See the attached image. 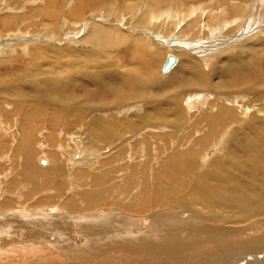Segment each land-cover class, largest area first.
Instances as JSON below:
<instances>
[{"label":"bare ground","instance_id":"6f19581e","mask_svg":"<svg viewBox=\"0 0 264 264\" xmlns=\"http://www.w3.org/2000/svg\"><path fill=\"white\" fill-rule=\"evenodd\" d=\"M243 1L249 7L254 4V7L249 10L246 8V24L242 29L238 26L245 21L243 15H239L237 20L230 16L228 21L222 17L223 21L211 20V8L206 9L207 14L202 6L194 7L187 17L181 16L182 13L174 17L177 11L173 8L168 13L165 11L166 14L159 13L160 17L149 15L153 22L161 21V15L164 14L168 15V19L178 18L176 24L179 22L180 25L183 24L181 21L193 18L191 24L199 22L200 31H211L212 38L219 40L210 43L214 49L208 44L201 45L195 53L196 57L188 55L174 69L177 61L170 71H163L171 74L164 79L153 76L158 60L150 62L152 58L141 53L138 64H135L139 67L137 72L120 71L116 69L114 62L108 60L109 56L96 53L97 51L91 52L92 50L79 53L58 49L56 51L62 55L64 53L67 59H46L49 63L45 66L47 68L42 66L45 68L42 70L32 62V68L26 75L34 81L28 87L34 92L31 94L34 102L27 103L30 113L26 117L31 119H26V123L33 122V117L40 115L38 112H42L52 126H59L63 120L65 130H69V138L76 141L72 153L80 156L89 152L96 155L104 148L110 151L117 144H125L117 146L121 153L117 154V150H114L108 154L107 162L97 158L96 161H91V157L77 158L78 162H73V166H70L72 174L69 177L75 175L76 179L71 181L76 193H71L72 187L65 190L60 184L63 177L69 175L68 172L66 174L64 163L62 164L64 160L60 161L58 156L53 158L48 153L51 156L47 157L46 163L49 162L53 167V176L34 165L35 139H32L36 135L31 126L33 130L26 131L27 139L18 148L23 156L20 157L23 170L19 178L28 182L34 191H26L25 194L17 191L15 196L14 192L4 188L0 196L7 193L12 197L13 194V198L20 200L21 196L29 198L34 192L38 196V192L52 189L41 196V204L56 203L51 206L52 209L58 202L62 206L60 204L57 211L43 212L40 216L29 214L30 209L27 210L26 206L23 209L13 207L9 210L1 207V238L7 233L12 238L37 242L50 251L46 264H58L59 261L62 264L64 257L60 259L59 254L82 259V256L103 257L111 253L139 259L138 262L129 261V264H237L239 261H242L239 264H264V105H259L261 102L256 99L261 94L256 92L264 91V41L258 40L251 46L248 57L230 52L234 44L247 39L244 38V32H241L246 27L251 26L248 29H253L255 24L257 28L252 32L261 33L264 0H258L257 3L254 0ZM157 8L155 9L158 10ZM226 8H222L220 12L227 10ZM69 14L75 15L73 11ZM203 16H207L206 22ZM253 20L254 24L251 22ZM89 21L85 22L86 31L90 26ZM92 27L94 30L93 36L91 32L88 36L90 39L101 38L105 43L110 44L111 41L115 46L109 36L110 29L98 25ZM237 27L243 36L225 37L226 31L237 30ZM118 40L122 42L125 38L119 36ZM178 43L182 44L180 41ZM185 43L189 49L190 44ZM256 49L262 55L255 56L253 53ZM219 51L229 54L218 58L219 62L214 64L211 73L209 70L206 72L202 64L211 61L213 55L221 54ZM27 76L24 77L28 78ZM48 86L55 87L57 92L49 90ZM6 87L2 92H8L11 97H17L16 100H22V94L16 87ZM208 91L212 93L208 94ZM228 91L242 92L243 97L248 96L250 99L241 100L242 97L235 96L236 93L235 97H224ZM252 101L258 102L254 104ZM124 104H128L131 109L128 111V106L123 107ZM21 105H16L17 111ZM46 107L53 108V113L44 111ZM93 112L98 113L92 116ZM70 113L73 116H69ZM89 115L91 118H87ZM72 124H77L78 127H70ZM80 127L82 129H78L75 136L72 132ZM64 132L60 139L63 144L60 146L61 149L68 147L66 149L69 151L71 146L66 144L64 136L67 135ZM80 136L86 137L89 148L80 146L83 138ZM39 139L40 136L37 141ZM96 144H100L99 147ZM52 145L54 147L53 143ZM7 152L9 153L8 150ZM141 155H146V158ZM117 160L119 162L115 164ZM77 163L82 165L75 167ZM66 198L68 200L64 204L63 199ZM122 205L123 210L145 213L146 222L149 220L150 225L143 221L144 226L139 227L138 219L133 215V219H125L130 213L123 216L124 214L112 211H102V208L111 207L119 210ZM180 210L191 215H182ZM166 211L172 212L167 214ZM177 212L179 213L175 214ZM51 229L57 234H54V238L51 237ZM67 236L68 241L65 242L63 238L66 239ZM207 249H210L212 255L204 252ZM9 251L12 249L9 248ZM65 251L68 253H64ZM216 251L223 252V255L220 256ZM6 252L7 250H0V258H4ZM53 252L58 253V256H54ZM249 253L254 256L251 254L248 258L245 257ZM10 254L7 255H14ZM6 263L11 264L10 261Z\"/></svg>","mask_w":264,"mask_h":264},{"label":"rangeland","instance_id":"374dc122","mask_svg":"<svg viewBox=\"0 0 264 264\" xmlns=\"http://www.w3.org/2000/svg\"><path fill=\"white\" fill-rule=\"evenodd\" d=\"M227 1L228 2H226L225 0L224 1L223 0H217V3H216V0H79V1L78 0H0V84H3V85H0V90H1L0 91V147H1L0 148V193L3 191L4 188L10 192H14V195H15V192L17 193V191H20L23 194L27 193L28 191L29 192L34 191V189H32V187L30 186V184H28V182H23L19 178V175L21 176V171L23 170V168L21 166V161H20L21 158L20 157L23 158V156L19 153L20 151L18 148H20V145L23 143V141H25L27 139V137H25V133L28 129H32L31 126L36 131V134H35V131L32 129L34 132V135H36L35 136L36 138L32 139V140H34V139L36 140V141L34 140V147H33V149H34V151H33L34 165L36 166V168L41 169L43 171H46V173L48 175L53 176L52 174H54L55 172L51 170V168H53V167H51L50 163L49 162H47L48 164L46 163L47 157L53 155V158L58 156L60 161L64 160V161H62V164L64 163L63 166L66 168L65 169L66 174L68 172L69 175H66V177L64 176L62 181L60 182V184L63 186V189H65V190H68L69 186L72 187L71 181H73V180L76 181L75 175L73 176L74 178L72 176L71 177H69V176L72 174V168L70 166H73L74 163L78 162L77 158H80V157H84V158L89 157L90 158L91 157V161H94V160L96 161V158H97V160H99V161L107 162L109 159L107 155L110 154L112 151L119 149V148H117L118 145L124 146V144H125L124 142H123V144H117V146H115L114 148H111L110 151H108V148H106V149L104 148L103 151H101V152L99 151V154H96V155L93 154L94 152L88 151L89 153H84L83 154L84 156H80L79 154L75 153L74 150H73L74 153H72V148L75 145L76 141H74V140L72 141L69 138L70 133L68 132L69 130H65V122L63 120L60 119L62 122L59 124V126L55 125V126H57V127H55V126L48 124V120L42 115V112H38V114H40V115L37 117H33V118H35V120L32 118L33 122H29V123L27 122L26 123V121H25L26 119H28V120L31 119V118L26 117L30 113L29 112L30 110H27V103L28 102L29 103L34 102L31 100L33 98L32 95L34 92L32 90L30 91V89H29L31 87V85L34 83V81L30 80L31 78L27 76L30 72L29 69L32 68V62L34 63L35 67H38V69L41 68V70H42V69L47 68L45 66H47V64L49 63V61H47L48 63L46 62V59H59V60H61L62 58H63L62 60L67 59V56L64 53L62 55L56 51L58 49L64 48L65 50L66 49L68 51L73 50L72 52L78 51L79 53L81 51L89 52L92 50L91 52L97 51L96 53L99 52L100 54H103L105 56H109L108 60L114 62V65H116V69H118L120 71L121 70L122 71L128 70L131 72L133 70L132 72H137L139 67L136 65L138 64V61L141 58V56H140V53H141L142 55H148L150 58H152V59H150L151 60L150 62H153V61L156 62L158 60V67H157L156 71L154 72L153 76L156 79H158V78L164 79V78H167V76L171 75L170 73H163V64L166 60V57L169 54H174L176 57H178V63L174 67V69H175L177 66H179L181 64V62L184 60L185 57H189L188 55L195 56L196 55L195 53H197L199 51V47L201 45L208 44L212 48L213 44H210V43L214 42L215 40L219 41L218 39L214 40L212 38L213 35L211 34L212 33L211 31H210V33L204 32L203 30L200 31L199 26H198L199 22L197 24H196V22L191 24L190 21L193 18L189 19V21H188V19H186L185 22L181 21V23H183V24L180 25L179 22H177V24H176V20L178 21V18H176V20H172V19H168V15H166V16H164V15L169 12V9L171 10L173 8L175 11L178 12V13L177 12L174 13V15H173L174 17L176 16V14L179 15L181 13L183 14V15L181 14V16L187 17V16H189V14H191L190 12L192 11V9L194 7L197 8V6L198 7L202 6L205 8V11H206V9L211 8L209 10V11L212 10L210 12V15L211 14L216 15V16L211 15L212 16V18H210L211 20L223 21L224 18H226L224 20H227V19L229 20L233 17H235L237 20L240 17L239 15H241V16L243 15L245 21L243 23H241L238 27H239V29L244 28V26H245L244 24H246V15L245 14L248 13L246 8L248 10H249V8L252 9L254 7V4L249 7L247 3H245V4L243 3L244 2L243 0H227ZM247 1H249V0H247ZM254 1H255V3H257L256 1H258V0H254ZM158 2H161V3L158 4ZM231 2H233V3L231 4ZM239 5H240V8H239ZM82 6H84V7H82ZM232 6H234V8ZM157 7H159V8H157ZM225 7H227L226 9L228 10V12L230 11V13L226 12L227 10H224L225 12L224 11L222 12L225 14H222L220 12V11H222V8L224 9ZM155 8H157L158 10H156ZM204 8H202V9H204ZM232 8H233V10H232ZM237 10H238V12L235 13V11H237ZM70 11H73V13L75 15L73 14L74 16H71L69 14ZM165 11H167V12L165 13ZM206 12L208 14V11H206ZM159 13L160 14L165 13L164 15H161L162 20L161 21L158 20L156 22L151 21V16L153 14H155V15H157V17H160ZM219 13L222 15H220ZM149 15H151V16H149ZM217 15H219V17ZM225 15H226V17H225ZM250 16L252 17L251 11H250ZM183 17H179V18L183 19ZM221 17L223 19H221ZM15 18H16V20H15ZM148 18H150V19L148 20ZM203 20H205V22H206L207 16H203ZM86 21H89L88 23H90V26L87 28V31L85 30V22ZM251 22H252V24L255 23L254 20ZM251 22L250 23L248 22V23L251 24ZM202 23L201 24L204 25V21ZM258 23H260V22H258ZM91 25L92 26L98 25L99 27L101 26L103 28L110 29L111 35L109 34V36H111V39L113 41V44H115V46L112 45V42L110 41L111 39H109V38H108V40L110 41V44L105 43L104 40H102L101 38H97V40L95 39L96 41L94 39H90L88 36H89L90 32L92 33V36H93V30H94ZM176 25H179V26H176ZM202 25H200V27H202ZM262 25L263 26H261L262 27L261 33H260V31L259 32H252V31H255V27L257 28V25H255V24H254L253 29H248L251 26H248L245 29H243L241 32H244V38H247V39L243 40L241 38L242 42H238V43L234 44L233 45L234 47H233V49L231 48L232 50H230V52L237 54V55H241V56L243 55L242 57H245V55H246V57H248V54L251 53V51H249L250 47L253 46L256 42H258V40H259V42L264 41V24H262ZM91 27H92V30L90 29ZM238 27H237V30L235 28V29L228 30V32L226 31L225 37L231 38V37L237 36V35L243 36L241 34V32L238 31ZM211 30L213 31L214 29L211 28ZM193 33H195V34H193ZM247 33H249V34H247ZM119 34H121V35H119ZM230 34H232V35H230ZM119 36H123L125 38V40L122 42H119V40H118ZM239 36H237V37H239ZM225 37L223 36L222 38H225ZM88 38H89V40L92 41V43H91V41L88 40ZM113 38H115V40ZM176 40L178 42L180 41L182 44H179ZM185 42H187V44H190L189 49L186 48L188 46H185L186 45ZM108 45H110V46H108ZM112 46H114V47L112 48ZM50 47H52L53 51ZM217 47H219V46H217ZM212 49H214V48H212ZM254 51H255V53H253V54L255 56L256 55H262V53H260V51L258 49L254 50ZM219 53H221V54L213 55L212 60L209 62L207 61L208 63L205 61L203 63L204 65L202 64V67L205 68L204 70H206V72L210 71L209 73H211L212 69L215 67L214 64L216 65V62L217 61L219 62V59L222 56H227L229 54V52H224V51H219ZM224 53H225V55H224ZM45 56H47V57H45ZM43 57H45V58H43ZM35 61H36V63H35ZM205 63H207L208 65L206 64L207 65L206 66ZM118 64H120V65H118ZM124 65H127V67L124 68ZM42 66L45 68H43ZM24 76H27L28 78H26ZM23 78L25 80H23ZM6 86L14 87V88L16 87V89L19 90V92H21L23 101L22 100H16L17 97H15V98L11 97L10 94H8V92H4V91L2 92V90L5 89ZM6 88H8V87H6ZM47 88L48 89L50 88L49 90H51V91L55 90L57 92L55 87L52 88V87L48 86ZM211 93L212 92L208 91V94H211ZM225 93L226 94L224 95V97L225 96L227 97L230 95L231 97H235V96L242 97L240 99L245 100V101H246V99L247 100L250 99L248 96L243 97L242 92H239V93L232 92L231 93L230 91H228V93L227 92H225ZM235 93H236V95H235ZM256 93H261L259 95V98L256 97V99L260 100L261 103H259V105L260 104L264 105V91H259V92L257 91ZM6 95H8L9 97ZM18 101H20V102H18ZM257 102L258 101H254L253 103L256 104ZM21 103L22 104L25 103L26 105L25 104L21 105ZM17 104L21 105V108H19L18 111H17V107H16ZM241 105H242V103H241ZM22 106H23V108H22ZM123 107H127L126 109L128 111L131 109L128 104H124ZM20 109H21V111H19ZM12 110L15 111V113ZM44 111H46V112L49 111L48 113L52 114L53 108L51 109L49 107L48 108L46 107L44 109ZM25 113H26V115H25ZM95 113H98V112H93L92 116ZM23 116H25V118ZM42 116L44 119L41 118ZM69 116H73V113H70ZM48 117H53V116L48 115ZM122 117H125V115H123ZM87 118H91V115H89ZM36 120H38V121H36ZM63 122H64V125H63ZM72 122H73V120H72ZM21 123H23V124H21ZM33 124L35 127L33 126ZM13 125L14 126L16 125L17 127L16 126L14 127ZM25 125H27V126H25ZM76 125L77 124H72L70 127H78ZM82 126L83 127L85 126L84 123L82 124ZM23 127H24V129H23ZM12 128H14V129H12ZM49 128L51 129V131ZM39 129H40V131H39ZM78 129H82V127L77 128L76 130H74L72 132L75 134V136H76L75 132H77ZM23 130H25V131H23ZM41 131H42V133H41ZM64 131H66V135H67V136H64L66 138L65 142H66V144L71 146V148H69V151L67 150L68 147H64V149H61L62 147L60 146L63 144V142L60 141V139H61V137H63L62 135H64V133H65ZM39 136H40V139L37 141V138H39ZM46 137H48L49 141L47 140ZM49 137L50 138L52 137V140ZM80 137H83V138H81L82 144H80V146L83 148L85 146H86V148H89L88 142H87L88 140L86 139V137H84V136H80ZM1 139H2V141H1ZM55 140L57 142H55ZM46 141L48 142L49 145L47 144ZM52 141H54V142H52ZM52 143L54 144V147H52L53 146ZM40 144H42V145L39 146ZM99 145L100 144H98V145L96 144L97 147H99ZM9 148H11V150ZM74 148H75V146H74ZM4 149H6L5 152H4ZM7 150L9 151V153L7 152ZM104 151H105V153H104ZM52 152L54 154L56 153V155L52 154ZM63 152H65V153L63 154ZM48 153L51 155H49ZM57 153H58V155H57ZM96 153H98V152H96ZM119 153H121V150H117V154H119ZM59 155H61V156H59ZM64 155H67V156H64ZM69 155H70V157H69ZM61 157H62V159H61ZM92 157H94V158H92ZM141 157L146 158V155H141ZM74 158H76V159H74ZM117 162H119V160H117L115 162V164H117ZM81 165L82 164L77 163L75 165V167H80ZM12 166H13V168H12ZM70 169H71V171H70ZM50 170H51V172H50ZM68 178H71V179H68ZM69 180H70V182L67 183V181H69ZM48 187L51 188V186H48ZM72 189H73V187H72ZM46 191L49 193L52 191V189L46 190ZM46 191L44 192V190H43V191L38 192V194H39L38 196L34 195V193H35L34 192L33 195H31V197H29V198H26V197L24 198V196H21L22 200L21 199L19 200L18 198H13V196H14L13 194H11L12 197H9L8 196L9 194L7 195V193H6L3 196L2 195L0 196V209H1V207L6 209V210L7 209L9 210L13 207L18 208V209H21V208L23 209L26 206L27 210L30 209L29 214H35V216H38V215L40 216V214L42 215L43 212L49 213L48 211H54L55 212V211H57L56 210L57 207L60 206V204H61L60 202H58L57 206L53 209L51 208V206H54L56 203L54 205H52L51 203H49L47 205L44 202H42V204H44V205H42L40 202V200L43 199L42 197L46 195L45 194V193H47ZM41 193H44V194H41ZM71 193H76V192L73 189V190H71ZM66 194H67V192H66ZM68 194H69V192H68ZM5 196H6V198H5ZM7 197H9V198H7ZM8 199L12 200L13 202L7 201ZM67 200H68L67 198L63 199V203L65 204ZM61 206H62V204H61ZM46 207L48 209H46ZM49 208H50V210H49ZM122 208H124V205H122L119 210L115 209L114 207H111V209L110 208H102V211H105V212L112 211V212H115V214H118V213H119V215L124 214L123 216L129 215V213H130V215H129L130 217L127 216L124 218L125 219H133V217H134L136 220L138 219L137 223L139 224V227L144 226V225H142L143 221H145V223L149 222V220L146 222V219H147L146 216L147 215L145 213L139 212L137 214L131 210L126 211L125 209L123 210ZM45 211H47V212H45ZM123 211H125V212H123ZM169 212L171 213L172 211H166L165 213L168 214ZM37 213H39V214H37ZM178 213L179 212H177L175 214H178ZM16 214H18V213H16ZM181 214L182 215H188V216L191 215L190 213H183V211H181ZM132 215H133V217H132ZM15 216L16 215H14V217ZM3 217H5V216H3ZM27 217H30V215ZM143 218H145V219H143ZM139 221H141V222H139ZM140 223H141V225H140ZM148 224L150 225V223H148ZM50 233L52 234L51 237H53V238L57 236V234L52 229H51ZM5 237H7V239ZM63 240L65 242H67L68 236L66 237V239L63 238ZM15 246H19L20 249L15 247ZM208 247H210V246H208ZM9 248L12 249L13 253H11L12 251H9ZM0 250H7V252H8V253L6 252V254H5L6 259H5V257L0 258L1 264H7L6 261H10L11 264H46V262L49 259L48 256L50 254L49 253L50 251H47L45 247L43 248L41 245H39L35 241L12 238V235L8 236L7 233H4V235H2V238L0 236ZM209 250L210 249H207V251L205 250L204 252L209 254V255H212V252ZM216 252L220 253L219 251H216ZM64 253H68V252L65 251ZM7 254H10V255L14 254V255L9 256ZM69 254H71V253H69ZM251 254L252 253H249L245 257L248 258ZM53 255L58 256V253L53 252ZM53 255H52V257H54ZM59 255H60L59 256L60 259H62L64 257V259H62V261L64 263L61 261L62 264H89V263L90 264H100V263L101 264H129V261L138 262V260H139L136 257L126 258L125 256H119V255L114 254V253H111V254H109L107 256H103V257L98 256V257H90V258L88 257L87 258L86 256L85 257L82 256L83 260L78 259L76 256H66V255L61 256V254H59ZM219 255L222 256L223 252L220 253ZM252 256H254V254H252ZM88 261H89V263H88ZM240 262H242V261H239L237 264H239ZM59 263H60V261L58 262V264ZM54 264H55V262H54Z\"/></svg>","mask_w":264,"mask_h":264},{"label":"water","instance_id":"95a60500","mask_svg":"<svg viewBox=\"0 0 264 264\" xmlns=\"http://www.w3.org/2000/svg\"><path fill=\"white\" fill-rule=\"evenodd\" d=\"M178 58L174 54H169L163 66V71L167 72L177 63Z\"/></svg>","mask_w":264,"mask_h":264}]
</instances>
